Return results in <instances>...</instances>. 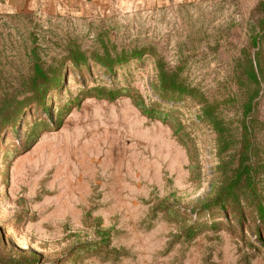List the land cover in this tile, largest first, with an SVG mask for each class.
<instances>
[{"label": "rangeland", "instance_id": "rangeland-1", "mask_svg": "<svg viewBox=\"0 0 264 264\" xmlns=\"http://www.w3.org/2000/svg\"><path fill=\"white\" fill-rule=\"evenodd\" d=\"M263 3L0 8V264H264Z\"/></svg>", "mask_w": 264, "mask_h": 264}, {"label": "trees", "instance_id": "trees-1", "mask_svg": "<svg viewBox=\"0 0 264 264\" xmlns=\"http://www.w3.org/2000/svg\"><path fill=\"white\" fill-rule=\"evenodd\" d=\"M30 60H31L30 75L27 79L26 88L28 89L27 92L32 93V94L31 96L27 97V101H30L31 99L33 101H38V100H41L42 98L41 88L44 85L49 83L50 76L45 70L44 65L40 57L38 56L35 48H32V56ZM161 82L164 88H170V89L176 88L174 79H169V78H165L164 76H162ZM250 110L251 108H249L248 111ZM9 116L10 114L6 116L7 117L6 120L7 122H12V118H9ZM245 144L248 146L250 145L248 140L245 141ZM253 177H254V174H253L252 167L247 163L246 159L240 158L234 170L233 176L226 186V191L228 193H231L237 187L244 185V187L246 186L249 189V192L253 196L257 197L256 190L254 187ZM257 210L259 213V217L264 219V206L260 202L257 203Z\"/></svg>", "mask_w": 264, "mask_h": 264}, {"label": "crops", "instance_id": "crops-1", "mask_svg": "<svg viewBox=\"0 0 264 264\" xmlns=\"http://www.w3.org/2000/svg\"><path fill=\"white\" fill-rule=\"evenodd\" d=\"M169 0H0V8L39 11L49 14L50 11H72L85 10L93 3L106 6H127L147 5L149 3H163Z\"/></svg>", "mask_w": 264, "mask_h": 264}]
</instances>
